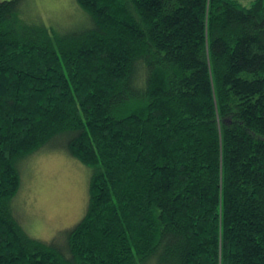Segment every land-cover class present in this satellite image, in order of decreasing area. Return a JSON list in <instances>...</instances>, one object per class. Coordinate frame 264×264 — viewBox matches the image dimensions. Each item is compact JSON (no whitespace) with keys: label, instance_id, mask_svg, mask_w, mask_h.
I'll return each mask as SVG.
<instances>
[{"label":"trees","instance_id":"1","mask_svg":"<svg viewBox=\"0 0 264 264\" xmlns=\"http://www.w3.org/2000/svg\"><path fill=\"white\" fill-rule=\"evenodd\" d=\"M0 0V264H264V0ZM90 167L83 215L30 235L24 163Z\"/></svg>","mask_w":264,"mask_h":264},{"label":"rangeland","instance_id":"2","mask_svg":"<svg viewBox=\"0 0 264 264\" xmlns=\"http://www.w3.org/2000/svg\"><path fill=\"white\" fill-rule=\"evenodd\" d=\"M28 8L30 18L43 19L60 31L68 29L79 17L75 0H30ZM53 145L24 163L15 200L28 233L44 240L83 215L91 175L90 167L58 143Z\"/></svg>","mask_w":264,"mask_h":264}]
</instances>
